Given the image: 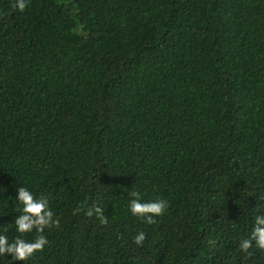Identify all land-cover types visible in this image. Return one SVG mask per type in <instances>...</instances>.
<instances>
[{
  "label": "trees",
  "instance_id": "16d2710c",
  "mask_svg": "<svg viewBox=\"0 0 264 264\" xmlns=\"http://www.w3.org/2000/svg\"><path fill=\"white\" fill-rule=\"evenodd\" d=\"M19 184L59 224L14 264H264L238 247L264 212V0H0L10 239ZM132 191L167 207L146 223Z\"/></svg>",
  "mask_w": 264,
  "mask_h": 264
},
{
  "label": "clouds",
  "instance_id": "9594fccd",
  "mask_svg": "<svg viewBox=\"0 0 264 264\" xmlns=\"http://www.w3.org/2000/svg\"><path fill=\"white\" fill-rule=\"evenodd\" d=\"M15 7L23 9L25 0H15ZM129 197L128 211L149 224L167 207L166 200H143L136 191L130 192ZM14 198L20 206L19 214L14 219L17 234L10 239L8 235L0 231V257L6 256L9 264H14L15 261H24L34 251L41 250L47 243L45 229L59 224V219L54 217L49 206L47 196L34 194L29 187L19 184L15 188ZM103 212L104 210L100 206L95 205L87 209L86 215L91 216L94 213L99 222L104 224L107 222V217ZM27 234H33L32 238H27ZM144 236L143 231L137 233L133 238L134 242L139 244ZM253 246L264 249V212L257 213L255 216L249 236L238 241L241 251L246 252Z\"/></svg>",
  "mask_w": 264,
  "mask_h": 264
}]
</instances>
